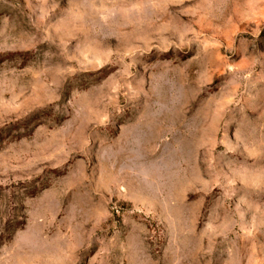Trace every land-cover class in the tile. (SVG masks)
I'll return each instance as SVG.
<instances>
[{
	"label": "rangeland",
	"instance_id": "obj_1",
	"mask_svg": "<svg viewBox=\"0 0 264 264\" xmlns=\"http://www.w3.org/2000/svg\"><path fill=\"white\" fill-rule=\"evenodd\" d=\"M0 264H264V0H0Z\"/></svg>",
	"mask_w": 264,
	"mask_h": 264
}]
</instances>
